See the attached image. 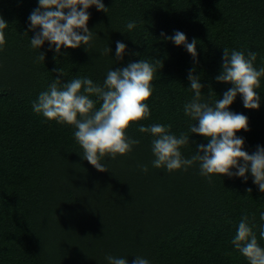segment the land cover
Returning <instances> with one entry per match:
<instances>
[{"label":"trees","instance_id":"16d2710c","mask_svg":"<svg viewBox=\"0 0 264 264\" xmlns=\"http://www.w3.org/2000/svg\"><path fill=\"white\" fill-rule=\"evenodd\" d=\"M102 2L106 11L88 9L89 45L64 47L57 54L48 41L40 49L30 45L39 31L30 29L29 20L38 0H0V16L9 23L0 48V264H109V255L129 264L136 256L149 264H249L231 240L247 213L264 247V192L251 172L245 181L220 174L209 179L200 174L199 162L187 170L156 168L154 137L138 126L171 125L172 134L187 133L184 158L196 153L197 143L207 144L205 137L190 133L198 122L184 113L194 96L189 71L196 69L204 86L202 102L212 105L234 87L215 79L223 48L246 56L254 51V66L264 67V0ZM129 21L137 25L131 31L125 27ZM176 31L189 43L197 39L198 63L185 45L161 37ZM117 41L127 45L123 59L116 58ZM40 52L45 60H37ZM140 60L156 69L146 101L151 115L127 129L140 141L130 152L101 159L106 171L82 157L74 126L33 111V102L56 77L61 88L81 77L102 85L110 69ZM260 80L259 109L245 108L239 94L229 109L248 117L249 130L237 136L249 154L264 147V77ZM92 99L98 109L102 102Z\"/></svg>","mask_w":264,"mask_h":264},{"label":"clouds","instance_id":"9594fccd","mask_svg":"<svg viewBox=\"0 0 264 264\" xmlns=\"http://www.w3.org/2000/svg\"><path fill=\"white\" fill-rule=\"evenodd\" d=\"M39 7L30 16V29L39 31L31 37L33 49H40L46 41L54 45L55 52L61 49L88 46L92 40V32L88 28L90 13L88 9L95 5L98 10L106 11L102 0H38ZM8 22L0 16V48L6 43L4 30ZM134 21L126 24V30L136 28ZM165 40H171L176 45H185L187 51L198 63L197 39L187 42L186 35L176 31L173 36L161 33ZM127 45L116 42V58L123 59ZM106 51H111L107 49ZM224 56L222 70L215 79L219 82L231 83L234 87L223 94L214 104L202 102L203 85L200 77L195 75L196 69L189 71L190 88L194 91L191 101L185 103L184 113L198 122L190 125V133H196L208 140L207 144L197 143L196 153L189 159L184 158L181 148L190 143L187 133L179 136L172 134L171 125L153 124L139 125L140 133L150 134L152 152L155 159L152 165L156 168L166 167L168 172L187 170L199 162L200 174L211 177L212 174L243 177L247 181V173L251 172L254 183L264 192V147L257 146L254 154L244 150L245 140L237 136L240 130H249V120L244 114L229 110L237 95H241L243 105L248 109H259L261 97L256 89L260 88L261 77H264V67L259 70L254 66L257 53L249 51L247 56L243 51L223 48ZM37 60H45L40 52ZM155 65L146 60L130 62L119 69H110L103 84L94 83L91 78H75L59 86L61 79L51 83L46 91H42L37 101L33 102V111L42 114L48 120H54L60 125L74 126V137L82 147V157L99 171H106L101 159L107 155L116 158L126 155L133 145L139 144L137 139L130 138L126 132L134 123L151 115L146 101L152 96V81ZM63 75L62 68L58 70ZM83 90V91H81ZM97 97L102 103L96 108ZM241 161L243 163L241 164ZM147 172V165H141ZM238 171L233 172L232 169ZM252 190L249 188L248 192ZM264 221V212L260 213ZM250 226L247 213L242 216L236 234L231 244L249 264H264V247L258 243ZM260 237L264 238V226H261ZM109 264H129L127 258L107 256ZM132 264H149L142 256H136Z\"/></svg>","mask_w":264,"mask_h":264}]
</instances>
